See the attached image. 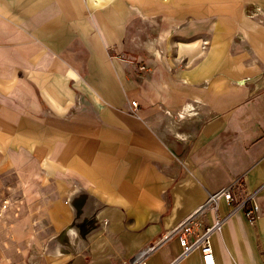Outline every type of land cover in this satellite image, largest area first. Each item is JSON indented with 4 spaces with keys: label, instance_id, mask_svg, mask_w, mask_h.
I'll return each mask as SVG.
<instances>
[{
    "label": "crops",
    "instance_id": "obj_1",
    "mask_svg": "<svg viewBox=\"0 0 264 264\" xmlns=\"http://www.w3.org/2000/svg\"><path fill=\"white\" fill-rule=\"evenodd\" d=\"M251 1L264 9L142 0L136 32L124 0H0V199L23 202L8 232L46 237L41 264H204L165 235L221 187L264 185V22ZM146 34L137 68L123 50ZM259 201L256 225L223 198L208 209V223L226 217L216 264H264V189ZM23 243L1 244L0 264Z\"/></svg>",
    "mask_w": 264,
    "mask_h": 264
},
{
    "label": "rangeland",
    "instance_id": "obj_2",
    "mask_svg": "<svg viewBox=\"0 0 264 264\" xmlns=\"http://www.w3.org/2000/svg\"><path fill=\"white\" fill-rule=\"evenodd\" d=\"M141 1L142 0H134V3H133V1L131 0V2L127 3V0H124L123 2L126 7L127 5H130L132 9L135 8L137 11V14L130 15V19L124 21L127 29H131L132 31L135 30L136 32L139 31L138 28L140 26L141 28L144 27V22H145L143 18L145 14L142 10H140L141 8H139L142 6ZM146 2L148 4L157 5V6L175 4L174 0L172 1L171 0H146ZM111 4H112V0H97V6L110 7ZM245 8H246V13L249 17L256 18L259 22H260V19H262V21L264 22V9L262 6L258 5L254 1H251L250 3L246 4ZM160 17H161V13L157 12L156 14L150 15L147 20L148 28H150L151 26L157 28V30L152 31L150 33L153 36L152 39H155V40L159 39V32H158L159 24L162 23L164 25ZM148 34H149V30H148ZM146 39H148L147 34L142 35L139 38V40L141 41V47H139L140 49L139 48H136L137 50L128 49V46H126L125 49L123 50V52L125 53L124 55L125 59L129 58L130 62L134 61L135 64H137V68H139L140 64L145 63V59H142L143 56H146V58L148 59L150 57L149 55H151V54H145V51L143 49V43H144V40ZM139 58H140V61H139ZM146 68H147V71L149 72L150 70L148 68V65L146 66ZM141 73L142 74L144 73L142 69L138 71V74H141ZM13 192L14 193H6V195L3 194L2 195L3 197L0 199V245L7 243V244H10V247L15 250L16 249L15 244L18 241V236H21L24 241L23 244L25 245V248L24 250H16L18 254L16 253V256L15 254L13 255L15 259L12 260V256H9L12 260L10 264H41V263H44L43 261H38V259L41 260V258L43 259L44 257H47V258L53 257L52 255H49L48 249L42 250V247L44 246V244L42 243L46 241V237L43 238V235H37V234H14V233H11L12 230L8 232V227H10V229L11 227L15 229L16 224H17L16 215H18L17 214L18 212L16 213L15 211L21 210L22 204H23V202L17 199L15 190H13ZM6 197H9L11 199L7 200ZM240 224L250 225L251 223L250 222L248 223L246 219L244 218V221H242ZM1 226H2V230H1ZM4 230H6L8 233L3 234L2 231Z\"/></svg>",
    "mask_w": 264,
    "mask_h": 264
},
{
    "label": "built area",
    "instance_id": "obj_3",
    "mask_svg": "<svg viewBox=\"0 0 264 264\" xmlns=\"http://www.w3.org/2000/svg\"><path fill=\"white\" fill-rule=\"evenodd\" d=\"M260 22H263L260 19ZM132 105L137 106L133 101ZM264 185L257 189L247 191L241 180L221 187L219 190L209 194L192 215L187 217L180 225L169 231L164 238L178 237L183 247V253H189L195 248H199L204 264H216L214 249L212 245V234L219 230L225 223L226 217H217L213 222H207V212L209 208L219 209V201L223 198L232 206V212L242 211L251 224H256L261 217V204L259 201L260 192ZM121 264H145V256L141 260L125 261ZM171 264H181L180 257Z\"/></svg>",
    "mask_w": 264,
    "mask_h": 264
}]
</instances>
